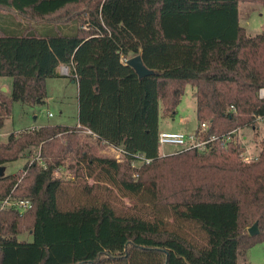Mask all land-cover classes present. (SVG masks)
<instances>
[{
  "label": "trees",
  "instance_id": "trees-1",
  "mask_svg": "<svg viewBox=\"0 0 264 264\" xmlns=\"http://www.w3.org/2000/svg\"><path fill=\"white\" fill-rule=\"evenodd\" d=\"M243 3L264 7V0H0V79L12 80L9 97L0 92V128L12 103L42 106L47 80L62 77V66L78 88V125L10 133L0 144V167L24 152L28 159L0 175V203L9 195L31 202L22 214L0 209V264H237L264 241V139L249 162L232 141L159 155L160 109L174 116L187 85L205 138L256 130L264 32L249 36L239 25ZM135 56L152 75L139 78L122 62ZM107 145L149 162L123 172L101 152ZM63 168L75 180L100 172L84 185L90 199L70 209L60 207L63 180L54 177ZM109 186L142 200L143 214L117 212L100 194ZM170 222L186 233L167 229ZM25 231L31 241L18 239Z\"/></svg>",
  "mask_w": 264,
  "mask_h": 264
},
{
  "label": "rangeland",
  "instance_id": "rangeland-1",
  "mask_svg": "<svg viewBox=\"0 0 264 264\" xmlns=\"http://www.w3.org/2000/svg\"><path fill=\"white\" fill-rule=\"evenodd\" d=\"M245 5H251L252 7L257 6L255 4L245 3L242 4V7ZM252 18L254 19L251 25L252 28H254L253 32L260 31L261 26L264 24V18H259L256 14L253 15ZM65 68L66 66L60 68V73H65L62 74V77L48 82L47 96L42 106L30 107L21 103L11 104L10 113L4 120L3 126L0 128V144L7 141V137L10 133L15 132L14 134H20L26 130H30L28 128L35 126H75L78 117V92L76 85L72 82L73 80L66 77L68 75V69L65 71ZM0 80L3 86L7 88V91L2 94L9 97L12 80L10 78H2ZM197 129L195 89L187 85L174 116L171 117L164 114L160 109L159 132L192 134L195 133ZM262 139H264V121L258 122L255 131L252 128L239 130L235 138L243 149L255 155L260 151L259 143ZM178 150V147L171 145L160 146L159 155H172ZM101 152L114 158V154L107 146H102ZM26 153L27 152H24L17 161L1 166L0 175L15 174L21 170L28 160ZM36 154L37 150L32 149V158L35 157ZM128 170L126 165L121 166V171L127 172ZM99 174V169H97L92 173L91 178L88 177L84 180H75L71 176L69 170L65 168L61 169L57 176L58 178L61 177L63 180L62 185L64 189V193L59 197L60 207L62 209H70L88 201L90 196L86 192L87 189H84V185L88 187L93 185L96 180L95 178ZM100 194L104 198L109 196V200L114 205L117 212L120 211L122 214H143V201L139 200V198L123 197L120 192L111 186H109L108 191H101ZM166 227L169 230L184 231L185 233L187 229L186 227H179L177 223L172 222L167 223ZM18 239L31 241V236L25 231L18 236ZM237 264H264V241L256 244L239 256Z\"/></svg>",
  "mask_w": 264,
  "mask_h": 264
},
{
  "label": "built area",
  "instance_id": "built-area-1",
  "mask_svg": "<svg viewBox=\"0 0 264 264\" xmlns=\"http://www.w3.org/2000/svg\"><path fill=\"white\" fill-rule=\"evenodd\" d=\"M123 63H126V59H122ZM63 69V68H62ZM64 70V69H63ZM67 68H65V71ZM61 74H65L62 73ZM259 97L264 98V89L259 91ZM233 109V107H231ZM264 118L263 116H259L256 118L257 121H261ZM207 123H201L199 129L192 134H184L178 132H159L158 133V143L159 146L171 145L178 147V152L193 150L196 149L199 152L208 151L216 141H220L222 145L227 144L232 141L234 143H240L235 140L236 134L239 130H233L228 133L226 136H223L218 139V137L205 138L204 135L207 131ZM87 135L91 133L89 131L85 132ZM94 138V137H93ZM107 148L114 154V159L117 164H119L120 168L122 165H126L127 169H138L142 164L148 163L149 160L144 158L142 155H133L132 160H127V153L122 148H116L110 145H107ZM177 152V151H176ZM258 157V154H252L248 150L243 149L241 147L240 158L245 161H255ZM61 169H58L54 172V177H57ZM136 176V175H135ZM31 207V202L28 199H15L11 195L7 196L1 203L0 209H10L17 211L22 214L23 212L29 210Z\"/></svg>",
  "mask_w": 264,
  "mask_h": 264
},
{
  "label": "crops",
  "instance_id": "crops-1",
  "mask_svg": "<svg viewBox=\"0 0 264 264\" xmlns=\"http://www.w3.org/2000/svg\"><path fill=\"white\" fill-rule=\"evenodd\" d=\"M243 4H245V3H243ZM247 4H249V3H247ZM255 5H257V6L256 7H252L251 5H245V6L242 7V4H240L239 8H238L239 25L246 30V32H247V34L249 36H254L256 34L264 32V24L261 26V28H260L261 30L260 31L253 32L254 28H252L251 25H252V21H254V19L252 18V16L256 14L259 18H264V7H262L261 5H258V4H255ZM242 21H243V23H242ZM60 75L63 76L61 73H60ZM51 80H55V79H51ZM51 80H47V85H48V82L51 81ZM72 82L76 85V88H77V84L74 81H72ZM2 89H5V91H2ZM6 91H7V88L5 86H3V84H2V82L0 80V92L3 93V92H6ZM77 92H78V88H77ZM76 125H78V117H77V122H76L75 126ZM60 126H70V125H60ZM39 127H42V126H35V127H32V128H28V129H37Z\"/></svg>",
  "mask_w": 264,
  "mask_h": 264
},
{
  "label": "water",
  "instance_id": "water-1",
  "mask_svg": "<svg viewBox=\"0 0 264 264\" xmlns=\"http://www.w3.org/2000/svg\"><path fill=\"white\" fill-rule=\"evenodd\" d=\"M126 65L130 66L134 69L135 73L138 75L139 78H143L149 75H152L153 72L149 71L142 63L140 56H135L129 60H127ZM2 91H5V89H2ZM248 234L253 237L258 234V227L257 223H254L249 229Z\"/></svg>",
  "mask_w": 264,
  "mask_h": 264
}]
</instances>
